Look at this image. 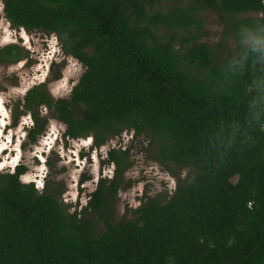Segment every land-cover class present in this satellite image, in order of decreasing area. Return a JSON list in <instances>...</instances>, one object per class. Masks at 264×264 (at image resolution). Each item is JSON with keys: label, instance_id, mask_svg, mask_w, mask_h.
Segmentation results:
<instances>
[{"label": "trees", "instance_id": "trees-1", "mask_svg": "<svg viewBox=\"0 0 264 264\" xmlns=\"http://www.w3.org/2000/svg\"><path fill=\"white\" fill-rule=\"evenodd\" d=\"M182 1L3 0L13 27L54 33L84 67L67 98L25 94L31 141L45 105L72 140L132 131L186 175L115 222L128 150H108L115 170L72 212L63 190L21 183L25 167L0 173V264H264V0ZM203 11L223 23L216 45L197 41ZM27 55L7 45L0 62Z\"/></svg>", "mask_w": 264, "mask_h": 264}, {"label": "rangeland", "instance_id": "rangeland-1", "mask_svg": "<svg viewBox=\"0 0 264 264\" xmlns=\"http://www.w3.org/2000/svg\"><path fill=\"white\" fill-rule=\"evenodd\" d=\"M187 1L190 0L181 3L185 4ZM172 4L164 2L160 8L165 10ZM2 7L3 0H0V48L16 44L28 55L15 64H0V134L4 125L9 124L0 139V150L5 147L8 151V154L0 155V159H3L0 173L9 171L4 159L14 153L12 149L17 150V158L20 156L21 163L27 168L22 181L27 183L33 180V173H37L39 178L36 188L42 190L44 183H48L51 187L63 190L61 200L69 206V212H72L86 205L100 178H110L112 175L115 165L107 161V152L114 148L128 150L127 168L123 173L124 183L114 205L115 222L128 219L130 209L137 208L148 197L171 195L177 177L184 178L186 170L172 167V172L176 174L173 176L152 158L156 146H149L148 140L143 136L135 138L132 131L110 137L100 147L93 146L91 136L66 140L61 137L66 127L51 118L52 111L45 107L40 109V116L49 117L45 131L35 144L24 143L26 139H22L23 134L19 129L31 124L30 112L23 114V109L19 108L17 111L15 106L19 100H23L26 91L41 83L54 100L67 98L78 83L84 67L63 52L62 44L54 33L12 27L5 18ZM155 8L160 9L157 6ZM201 15L204 19L202 30L206 35L199 36L197 41L210 45L222 42L223 23L218 15L214 11H203ZM223 45L226 50L219 52L221 60H224L227 50L234 47L229 39H223ZM15 114L22 115L18 117ZM17 117L18 124H14ZM7 137V141L2 143ZM50 146V151H46L41 157V151ZM44 160L46 163L42 164Z\"/></svg>", "mask_w": 264, "mask_h": 264}, {"label": "flooded vegetation", "instance_id": "flooded-vegetation-1", "mask_svg": "<svg viewBox=\"0 0 264 264\" xmlns=\"http://www.w3.org/2000/svg\"><path fill=\"white\" fill-rule=\"evenodd\" d=\"M3 7H4V2H3ZM3 7H2V11H3ZM4 13V12H3ZM5 16V15H4ZM6 18V17H5ZM8 21V20H7ZM11 25V24H10ZM12 26V25H11ZM13 27V26H12ZM16 28V27H15ZM21 29H23V28H21ZM12 45V44H11ZM14 45H16V44H14ZM18 46V45H17ZM4 47H6V46H4ZM4 47H2V48H4ZM19 47H21V46H19ZM2 48H0V49H2ZM22 48V47H21ZM21 57H19L18 59H17V61L16 62H14V63H8V62H0V64H3V65H9V64H15V63H17L18 61H20L21 59H20ZM77 60V59H76ZM78 61V60H77ZM83 66V65H82ZM39 84H41V83H39ZM38 85V84H37ZM36 86V85H35ZM34 87V86H33ZM32 87V88H33ZM31 89V88H30ZM29 89V90H30ZM29 90H27L26 91V93L29 91ZM25 93V94H26ZM25 94H24V96H25ZM52 98V97H51ZM23 99H24V97H23ZM18 105H19V108H22L23 109V114H25L26 112H30L29 113V117H30V119H31V124L29 125V126H26V127H21V129H19V132L21 133V134H23V136H22V139L23 138H25L26 139V141L24 142V143H30V144H35L36 142H37V140H38V138H39V136H41L42 134H43V132L45 131V129H46V126H47V123H48V120H49V117H47V116H40L42 119H45V125H44V129L37 135V137H36V139L34 140V141H31L30 140V138H29V131L34 127V120H33V118H32V116H31V113H32V111H30V110H26L24 107H23V100L21 101V100H19V102H18ZM46 106L45 105H41L40 107H39V111H40V109H42V108H45ZM19 108H18V110H19ZM47 108V107H46ZM48 109V108H47ZM20 115H22V114H20ZM19 117V116H18ZM18 117L15 119V121H14V124H16L17 123V119H18ZM51 118H54L53 116H50ZM54 119H56V118H54ZM57 121H59V122H61L62 124H64V126L66 127V125H65V123L64 122H62V121H60V120H58V119H56ZM18 124V123H17ZM9 126V124H5L4 125V127H3V129L5 130V128H6V126ZM8 129H11L10 127L8 128ZM4 130H2L1 131V134L3 133V131ZM65 132H66V129H65V131L62 133V135H61V137L62 138H64V139H66V140H72V139H70V138H68L67 136H65ZM0 134V139H1V137H2V135ZM14 135V134H13ZM7 139H8V137L7 138H5V140L4 141H2V143L4 142L5 143V141H7ZM85 139V138H84ZM78 140V139H77ZM1 146H2V144H0ZM46 146V145H45ZM52 148V146H50L49 148H44V150H42L41 151V153L39 154L41 157L46 153V151H50V149ZM12 152H14L11 156H9V157H7V158H5L4 159V161H5V163L8 165L7 166V169H9V171L7 170V172H5V173H9V174H15V172H16V170H17V168L18 167H20V166H23V167H25V171L23 172V173H20L19 175H18V180L21 182V183H23V184H30V183H32L33 185H34V187L36 188V186H35V184L36 183H38V175H37V173H33V180H30L29 182H27V183H25L24 181H22V177L24 176V174L26 173V171H27V168H26V166L24 165V164H22L21 163V158H20V156H18V158H17V156L16 155H18L19 153H17V150H15V149H12L11 150ZM36 154L38 153L37 151L35 152ZM6 154H8V151L6 150V148L4 147V148H2L1 150H0V155H6ZM36 158H37V155L35 156ZM20 158V159H19ZM38 160H39V158H38ZM2 161H3V159H0V163L2 164ZM40 161V160H39ZM45 161V160H44ZM42 162V164L43 163H46V161L45 162ZM3 167V166H2ZM45 184V183H44ZM36 189H38V188H36ZM39 190V189H38Z\"/></svg>", "mask_w": 264, "mask_h": 264}, {"label": "built area", "instance_id": "built-area-1", "mask_svg": "<svg viewBox=\"0 0 264 264\" xmlns=\"http://www.w3.org/2000/svg\"><path fill=\"white\" fill-rule=\"evenodd\" d=\"M263 6H264V1H263Z\"/></svg>", "mask_w": 264, "mask_h": 264}]
</instances>
